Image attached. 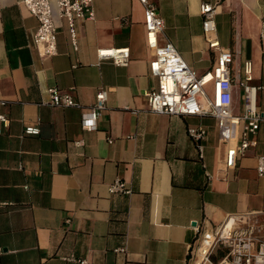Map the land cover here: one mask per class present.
<instances>
[{
    "label": "crops",
    "instance_id": "crops-1",
    "mask_svg": "<svg viewBox=\"0 0 264 264\" xmlns=\"http://www.w3.org/2000/svg\"><path fill=\"white\" fill-rule=\"evenodd\" d=\"M150 1L164 19L159 43L171 41L198 75L215 64L209 41L217 39L234 53L233 77L251 60L254 83L264 87V0ZM204 2L215 8L217 28L209 33ZM93 6L95 17L77 22V47L55 6L58 52L42 56L33 39L38 19L22 0H0V114L8 118L0 123V264H189L197 227L250 211L264 219V177L256 168L264 155V89L257 144L226 168L228 145L214 117L150 111L145 92L158 81L142 3ZM126 46L127 66L99 60V49ZM52 87L77 104L50 105ZM102 87L107 107L98 128L86 131L82 113ZM232 93L238 114L237 81ZM200 126L202 150L188 133ZM116 179L132 193H110Z\"/></svg>",
    "mask_w": 264,
    "mask_h": 264
},
{
    "label": "built area",
    "instance_id": "built-area-1",
    "mask_svg": "<svg viewBox=\"0 0 264 264\" xmlns=\"http://www.w3.org/2000/svg\"><path fill=\"white\" fill-rule=\"evenodd\" d=\"M145 9L144 25L147 45L154 49L150 61V72L157 77V86L145 92L150 111L182 116H204L215 118L221 140L228 145L225 167H235L239 156L257 144V135L263 113L258 105V92L264 87L254 83V65L251 60L243 63L232 75L234 53L221 47L217 39L209 41V47L218 51L213 67L202 75L190 67L176 46L168 41L159 43V33L164 29V19L156 5L150 0H139ZM38 19L34 43L42 56H53L58 52L55 6L59 17L69 23L72 42L77 47L78 21L93 19V0H22ZM205 33L216 30L215 8L212 3L200 6ZM264 37V19L261 23ZM99 60H112L116 65L127 66L130 62V47H105L98 50ZM242 89V111L232 110V91L235 82ZM52 106L71 107L76 100L70 92L58 88L49 89ZM108 89L101 88L96 102L82 113V127L86 131L98 128L100 113L106 109ZM5 105V101H0ZM0 123L8 124V118L0 114ZM26 133L38 134L39 129L27 127ZM189 135L199 144L206 137L204 127L188 128ZM257 171L264 177V155L257 156ZM110 193L131 194L132 190L122 179L109 185ZM198 235L192 244L189 264H264V219L258 212L250 211L228 216L219 225L197 227ZM74 260V259H72ZM87 264V259H75Z\"/></svg>",
    "mask_w": 264,
    "mask_h": 264
},
{
    "label": "rangeland",
    "instance_id": "rangeland-1",
    "mask_svg": "<svg viewBox=\"0 0 264 264\" xmlns=\"http://www.w3.org/2000/svg\"><path fill=\"white\" fill-rule=\"evenodd\" d=\"M259 97H260V95H259Z\"/></svg>",
    "mask_w": 264,
    "mask_h": 264
}]
</instances>
